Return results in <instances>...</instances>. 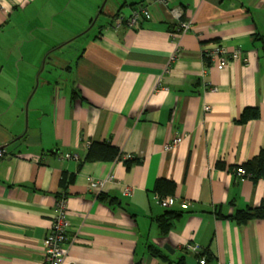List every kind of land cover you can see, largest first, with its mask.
Here are the masks:
<instances>
[{"label":"crops","instance_id":"0c3cea01","mask_svg":"<svg viewBox=\"0 0 264 264\" xmlns=\"http://www.w3.org/2000/svg\"><path fill=\"white\" fill-rule=\"evenodd\" d=\"M120 3L0 0V264H44L61 197L63 264H264V220L234 219L264 201V179L236 172L264 147V0ZM141 7L150 20L115 28ZM175 9L194 28L172 39ZM219 46L244 60L209 66ZM246 110L259 117L240 124ZM94 144L121 156L89 162ZM110 177L101 201L90 182ZM160 181L174 208L156 202ZM167 210L180 216L164 236Z\"/></svg>","mask_w":264,"mask_h":264},{"label":"built area","instance_id":"2783aa9c","mask_svg":"<svg viewBox=\"0 0 264 264\" xmlns=\"http://www.w3.org/2000/svg\"><path fill=\"white\" fill-rule=\"evenodd\" d=\"M156 2L163 5L164 7L169 8L172 0H156ZM173 16L177 21V26H176V31H172L170 34L172 39H177L178 37L185 35L193 30L194 28L193 21L187 19L184 13L181 11V9L173 10ZM151 18L152 15L150 11L145 7H141L138 10H135L132 16L127 20L121 15L118 16L115 19L114 26L115 28L118 29L127 22V24L130 27H138L140 25V22L144 20H150ZM173 58L175 59L176 56H174ZM207 59L209 66L211 67L215 66L219 70L225 69L231 62L244 60L241 51L238 50L230 51L223 46L215 47V49L208 52ZM206 110H209V108H207ZM182 141L183 138L178 137L172 142V144L168 145L167 148L171 149L179 145ZM5 155H6V150L0 149V160L4 158ZM72 157L73 155L66 154L62 158L71 159ZM128 158H131V156ZM237 174L242 178L249 177V174L243 168L237 169ZM112 180H113L112 177L104 181L92 180L90 182V189L92 191L94 190L100 193L105 189L106 183ZM125 192H129V189L125 190ZM155 200L159 205H161L165 209L174 208L178 204L177 198L173 196L166 198L156 196ZM66 203H67V198L61 197L56 206L55 213L52 219V227L44 241V246H45L44 264H63L68 255V248L66 245L69 240L70 222L68 219V210ZM180 208L182 210H188L189 204L181 203ZM190 249L195 252H198V247L196 246H190ZM200 264H206V260L201 259Z\"/></svg>","mask_w":264,"mask_h":264},{"label":"trees","instance_id":"16d2710c","mask_svg":"<svg viewBox=\"0 0 264 264\" xmlns=\"http://www.w3.org/2000/svg\"><path fill=\"white\" fill-rule=\"evenodd\" d=\"M262 42L264 44V40ZM258 117V110H246L239 123L245 124L249 120L256 119ZM120 156L121 154L119 150L112 147L110 144H94L90 149L87 160L89 162L116 161L118 158H120ZM218 167L222 170L225 169V165L221 163L218 165ZM240 168L245 169V171L250 174L252 179L256 182L264 179V147L254 159L250 160L246 165ZM67 184V176H64L62 187L65 188ZM175 190L176 186L171 182L160 181L157 186V191L160 195L162 194V198H166L165 195H174ZM99 199L101 201H106V198L102 194L99 195ZM179 216L180 214L178 212L167 210L166 214L157 218L158 226L161 229L162 235L166 236L169 233L170 229L172 228L173 221ZM234 219L240 225L247 224L252 220H264V201L259 207L248 208L246 210L239 211L234 216ZM150 251H152L155 256L166 259L164 256H162L161 252L157 251L153 247H150ZM176 264H185V260L181 259Z\"/></svg>","mask_w":264,"mask_h":264},{"label":"rangeland","instance_id":"374dc122","mask_svg":"<svg viewBox=\"0 0 264 264\" xmlns=\"http://www.w3.org/2000/svg\"><path fill=\"white\" fill-rule=\"evenodd\" d=\"M106 2H107V4L104 5L105 9H109V7L113 6V7L117 8V9L119 10L120 7H121V6L118 7V5L121 4V3H120L121 0H107ZM102 20H106L105 16L102 18ZM83 43H84V41L80 38V40H78L77 42H75L74 45H79V46H80V45H82ZM74 47H77V46H74ZM112 178H113V177H112ZM98 181H104V180H98ZM93 191H94V190H93ZM94 193H95L96 195H100V194L103 193V191L100 192V193L94 191ZM161 207H162V206H161ZM162 208H163V207H162ZM164 209H165V208H164Z\"/></svg>","mask_w":264,"mask_h":264},{"label":"water","instance_id":"95a60500","mask_svg":"<svg viewBox=\"0 0 264 264\" xmlns=\"http://www.w3.org/2000/svg\"><path fill=\"white\" fill-rule=\"evenodd\" d=\"M106 1H107V0H106ZM165 249H166V251H168V252H171V253L174 252V251H172V249H171L169 246H166Z\"/></svg>","mask_w":264,"mask_h":264}]
</instances>
